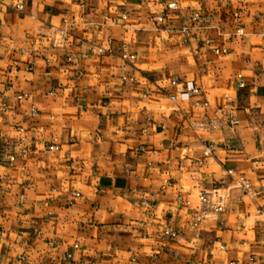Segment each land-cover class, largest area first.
Instances as JSON below:
<instances>
[{
  "label": "crops",
  "instance_id": "obj_1",
  "mask_svg": "<svg viewBox=\"0 0 264 264\" xmlns=\"http://www.w3.org/2000/svg\"><path fill=\"white\" fill-rule=\"evenodd\" d=\"M16 1L0 0V264H264V0ZM202 190L223 209L194 227Z\"/></svg>",
  "mask_w": 264,
  "mask_h": 264
},
{
  "label": "built area",
  "instance_id": "obj_2",
  "mask_svg": "<svg viewBox=\"0 0 264 264\" xmlns=\"http://www.w3.org/2000/svg\"><path fill=\"white\" fill-rule=\"evenodd\" d=\"M31 0H17L16 3L14 4V8L18 11H22L28 2H30ZM199 13H195L193 15V19H197L199 17ZM157 21H162L163 20V16H158L156 18ZM187 29V27H183L182 31L185 32ZM238 33L242 34V30L239 29ZM102 48L99 47H92L91 48V52H101ZM121 51H122V58L127 62V61H132L135 59V55L132 53H129L127 51V47L126 45H122L121 46ZM225 49H214V53L219 54V53H225ZM122 68H124V64L122 65ZM243 83H240V87H243ZM200 91L199 87L195 86L193 82L189 81L186 82L185 84V88L179 92L178 96L175 95H171L170 99L172 101H175L176 98L178 97L181 100H188L190 98L191 95L196 94ZM27 97V94H22L20 96H18V99H22ZM1 112H5L6 111V104L2 103L1 107H0ZM217 111H220L224 114V116L227 119V123L230 126H236L239 124V120L236 117V114L234 112L233 109H219ZM37 109L34 106H31L28 111L27 114L30 116H36L37 115ZM213 125V120H207L206 122H204L202 124V126L200 127L202 130H205V126H210ZM253 129H257V126H253ZM18 139H17V145L20 149V151L23 154H27L29 152V147L26 145L28 138L27 136L24 134V128L23 127H19L18 128ZM50 148L52 146H49ZM206 150L207 152L210 150L209 146H206ZM237 183L238 185L247 193H250L252 191V185L250 183V181L247 178L244 177H239L237 179ZM71 196L72 198H76V197H80V193L78 191H72L71 192ZM178 201H180V198H178ZM142 203L145 205H148L149 202L146 199L142 200ZM223 209V205H222V198L221 196L216 193H209L205 190H202L198 193V211L192 216V225L194 227H198L199 224L206 218H211L213 216H215L216 214L220 213ZM160 235L162 238H168V239H181L182 238V232L174 230L172 228H170L169 226L165 225L161 230H160ZM75 248L78 247V244H74L73 245ZM223 248V247H222ZM66 257H71V254L66 253ZM131 261H134V259H132Z\"/></svg>",
  "mask_w": 264,
  "mask_h": 264
}]
</instances>
